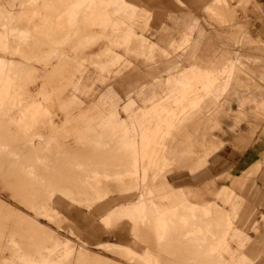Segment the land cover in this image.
<instances>
[{"label": "rangeland", "instance_id": "1", "mask_svg": "<svg viewBox=\"0 0 264 264\" xmlns=\"http://www.w3.org/2000/svg\"><path fill=\"white\" fill-rule=\"evenodd\" d=\"M67 1L73 5L66 13L64 7L61 6ZM80 1L82 0H0V4L6 8L0 9V53L15 57L21 62L16 61V67H18L16 73H8L10 75L0 81V264H26L22 258H15L11 252L12 246L19 247L17 245H20L22 247L26 243L29 245L26 237L30 236V233V237H33L38 231L45 229L46 232L50 233V237L41 241V246L52 247L53 243L63 244L70 240L75 251V254L71 256H66L62 253L63 251L57 252L54 256L57 263L54 264H77L76 254L80 251L84 252L85 249L90 254L110 258L112 261L114 260L115 264H129V259L126 257H118L99 248L92 249L69 230L71 225L78 224L76 216L64 210L59 212L54 207L53 199L60 195L74 203L77 201L70 196L69 192L62 190L46 192L45 190L47 183L59 185L62 182L61 171L57 167L59 163L55 162L54 159H48L36 164L35 153L29 154L30 149L39 146L44 151H54V157H59L61 156L59 151L63 146H76L78 141L79 144L90 145L87 142L83 143V139H78L77 131L72 129V125L74 127L80 125L79 120H72L59 130H56L54 121L56 120L62 125L67 119V114L73 113L69 115L71 118L78 117V97L85 101L84 106L93 107L92 114L97 115V110L102 107L100 97L106 87L110 83L115 84V79H123L126 73L138 70L130 65L129 71L127 68L124 69L123 58L106 66L100 64L102 60L108 61L117 50L124 53L122 49L126 47L130 51L132 46L138 49L135 54L136 57L144 58L148 63L154 61L152 56L154 54H157L160 62H165L163 58L160 59L161 55L167 58L166 52L157 50V48L149 49V42L143 36H138L137 21L143 19L142 22H145V19L150 17L140 9V6L137 5L134 10H128L121 8L123 7L121 0H111V3L107 0H90L87 4L75 7V3ZM126 1L135 2L133 0ZM165 1L166 3L161 6L147 3L139 4L154 15L151 21V29L147 33L151 40L161 48L168 49L173 57L177 58L179 55H174V49L169 46V43L171 41L179 42L184 30L191 24L196 25L197 29L207 31V37L212 35L216 37L217 42L228 43L233 51H235L234 49L239 50V53L237 52L234 57H230V60L241 63L247 69V74L242 76L248 80V83L236 88L233 86L228 92L225 91L224 89L230 87V84L226 83L225 80L229 78L228 73L222 68L220 73H208L200 81L193 79L187 88H178V79L181 73L168 80L167 83L172 90H165V86L156 88L160 93H164L161 95L162 97L159 96L161 104H154L152 109L143 112L146 115L153 112V115L167 114L169 120L163 124L167 126L168 131L160 133L153 144L149 138V140L146 139L148 141L147 147L150 149L153 146V155L156 156V159L153 160L152 157L143 154V164L147 160L149 164L148 169L143 171L142 182L146 184L149 175L159 174L161 172L159 168L167 166L165 158H162L160 152L156 153V151L165 146L166 140L177 128L179 121L190 113L200 111L196 107V103L205 99L208 102L207 96L214 94L213 100L217 103L220 102L219 104L224 111L221 115L222 126L218 129L212 124H207L202 127V131H205L209 137L215 136L214 138L220 139L223 142L222 148L209 158L207 168L200 172L202 175L208 171L205 178L196 180L193 176L190 175V177L194 187L204 188L207 183L213 182L214 184L211 186L217 190L223 185H230L234 177L243 175L245 171H240L235 166L245 149L257 140H261L260 144L264 143V107L260 104L264 101V0H182L186 4L185 6L179 5L173 0ZM209 3L211 6L222 4L231 12L230 20L221 22L209 10L216 20L223 23L230 31H238L236 45L232 39L235 35L227 36L224 33L225 27L222 26L221 28L204 13L203 8ZM56 6L60 8L56 9ZM104 6H107L111 24L108 20L104 22L103 16L97 13L98 9L104 8ZM120 8L121 12H118L117 10ZM79 11H81L80 16ZM85 11L88 13H84ZM109 32L111 33L110 36ZM215 33H220V39ZM127 34L130 35L128 40H126ZM89 36L94 37L93 41H85L86 37ZM106 41L109 48L103 57L100 53L102 48L106 47ZM14 50H16L15 54ZM147 55L148 57H146ZM7 60L14 61L13 59ZM141 66L144 69L148 68L144 67L143 64ZM177 70V67H171L170 74ZM98 74L100 81L97 79ZM214 77L223 80L220 88H215L212 83H207ZM160 81H164V79H160ZM102 83L107 84L103 85ZM87 85H90L93 90L86 88ZM146 89L147 91L150 90L149 87ZM210 89L219 91L213 93L210 92ZM117 90L126 99L124 90L120 88ZM60 99H74L71 102L74 104L67 107L62 106L59 104ZM35 103L43 105H35ZM51 103L52 105H50ZM135 107V102H131L126 105L125 110L130 112ZM75 112L77 113L74 114ZM37 114L39 116L36 118L31 116ZM46 118L53 120L51 138L38 136L36 132L43 124L39 120ZM147 124L150 126L152 123L148 122ZM43 129L45 130V127ZM157 130L160 132L161 127H158ZM242 137L248 138L243 141ZM129 138L125 139L130 140ZM131 147L133 150L136 149L135 139L130 140V146L126 149ZM41 155L44 157L47 154L43 152ZM62 156L65 157L67 154ZM132 157L138 164L134 163L133 165L134 159L132 158L131 169L127 170L128 173L125 177H115L111 173L101 174L100 168L107 171L109 167L107 162L101 163L100 160L93 161L86 166V183L97 193V198L95 201L80 202L79 204L92 206L104 201L108 194H103L104 191L101 188L110 181L120 183L125 178L139 180L138 177L141 176L140 158L137 155ZM157 177L158 175L155 178ZM148 186L141 187L132 194L136 201L143 203L141 204L146 209V211L143 210V214H148L149 209H154V204L158 205L154 201L158 194L150 188L145 189ZM166 191L168 189H165L164 192ZM237 194L239 195L240 210L237 218L234 219L235 226L236 229L239 227L250 237L241 252L248 256L252 264H264V154L257 169L246 176L244 185L237 191ZM231 197L228 196L226 204H230ZM207 198L211 200L214 198L215 200L211 194ZM218 202L219 204L222 203L221 201ZM188 205L190 202L187 199L186 206ZM135 209L139 208H134L138 215V211ZM28 210L29 212H27ZM195 211L199 212V210ZM123 213V207L113 213V224L124 220ZM21 215L36 220L38 226H34L35 229H29L28 226L25 228L26 224L21 223ZM137 215H134L133 219L135 224L146 225L143 227L145 229L148 226L153 227L147 218L144 221L141 217L135 218ZM17 216H20L19 220L16 218ZM189 221L193 224L189 226L179 224L169 228L168 232L164 233L163 240L168 242L176 237L184 238L183 232L201 225L205 232L198 230V235L199 238H202L204 254L200 255L202 254L199 249L201 247L196 248L192 244L188 246L189 242L187 241L182 244L184 249L182 254L187 257V260L184 261L183 258L180 259L161 249L159 250L160 245H157L158 250H153L159 252L157 255L161 258H159L161 264H163V257L170 258L169 264H180L177 262L181 261L182 264H198L201 260L206 262L204 264H220L222 257L231 261V254L218 249L225 233L232 232L230 225L222 222L224 226H220L214 218L213 225H211L210 220H203L202 218L196 219L194 217ZM92 224H94L93 221L85 222L81 228L82 235L80 237L90 238L87 235V230H90ZM130 240L131 238L128 236L129 244L135 247L134 249L139 253H143L145 250L150 252L148 247L153 245V242L148 239H144L143 244L137 245L132 244ZM35 241V239H31L30 244L32 246L37 245L38 242ZM108 241L115 242L116 240L113 236L104 234L101 242ZM210 242L213 245L211 251L206 250V246ZM231 245L233 249H239V244L236 242H232ZM172 249L170 252L178 254L176 249ZM133 264L145 263L136 260ZM226 264L229 263L226 262Z\"/></svg>", "mask_w": 264, "mask_h": 264}, {"label": "crops", "instance_id": "2", "mask_svg": "<svg viewBox=\"0 0 264 264\" xmlns=\"http://www.w3.org/2000/svg\"><path fill=\"white\" fill-rule=\"evenodd\" d=\"M133 1L135 2L130 3L126 0H123V2H121L123 7L121 8L134 10L138 5L140 6V9L144 11V13L150 16L149 18L145 19V22H142L143 19H139L137 21L136 25L139 27L138 36H143L144 39L149 42V49L157 48V50L166 52L167 58L161 55L160 59L162 60L163 58L165 62H160V60H158L157 54H154L152 55L154 61L148 63L146 59L136 57L135 54L137 53L138 49L132 46L130 51L126 47L122 49L124 50V53H120L119 50H117L115 55L112 56L108 61L102 60L100 64L102 66H106L108 64L110 65V63L114 62L115 60L123 58L124 69L127 68L129 71L128 68L130 65L136 67L138 70L132 73H126V76H124L123 79H115V84L110 83L106 87V90L100 97V103L102 107L97 110V115L92 114L94 109L93 107L87 108L84 106L85 101L78 97L77 109L79 116L71 118L69 115H72L73 113L67 114V119L62 125L57 123L56 120L54 121L56 130H59L60 128H63L66 123H70L72 120H79L78 123L80 125L76 127L72 125V129L77 131L78 139H83V143L87 142L90 143V145L79 144L78 141V145L76 146H63L59 151L61 154L59 157H54V151H44L43 148L39 146H35L34 149L29 150V154L35 153L36 164H40L43 162V160L45 161L48 159H54L55 162L59 163L57 167L61 171L62 182L59 183V185H56L55 183H47L45 190L46 192L49 190L66 191L71 194V197L75 198L78 203H74L69 199H65L62 196L57 195V197L53 199L54 207L57 208L59 212L64 210L69 214L76 216L78 224L71 225L69 230L72 231L74 235H77L81 242L85 243L92 249H98L102 245L114 244L118 246L122 245L125 248L134 250L135 247L129 244L130 242L128 241V236H130V241L132 244H143L141 242H143L144 239H151L149 236H147L149 231L152 233L154 238L153 240L151 239L153 242L151 247L156 249L157 245H160L159 249H161L164 244H161L159 240L157 241V234L154 232V226H148V228L145 229L143 227L146 225L141 223L135 224L133 220L134 208H138L143 203L136 201L132 194L141 187L149 185L145 189L150 188V190H153L156 192V194H158V197L154 201L158 203L162 210L174 208L177 201L185 196L190 202L188 208H196L199 210L200 218H203L202 214L204 212H210L211 214L216 212L215 214L217 216L223 212L230 221L232 232L225 233L218 249L220 251L224 250L225 252L231 254L232 258L230 261L228 258L224 259V257H222L220 264H226V262L229 264H252V262L249 261L248 256L241 252L245 247L246 242L250 240V237L239 227L236 229L234 219L237 218L240 210V202L238 201L239 195L237 194V191L243 187L246 176L253 173L257 169L261 161V157L264 154V143L260 144L261 140L254 141L253 144L246 148L245 151L240 155L235 168L245 172L243 175L234 177L230 185H223L221 188L215 190L211 186L214 183L209 182L204 186V188H197V186H193V181L190 177L191 175L196 180L198 178H205L208 171L204 172L202 175H200V172L207 168L209 158H211V156H213L215 153L219 152L222 148L223 142L220 139L214 138L215 136L209 137L205 131H202V127L206 126L207 124H212V126L218 129L221 128V115H223L224 111L219 104L220 102L211 110H207L206 108L201 109L195 113L188 114L185 118L179 121L177 128L166 140L165 146L161 149L158 148L156 151V153L160 152L162 158H165L167 166L165 168L160 167L159 169L161 172L159 174L153 173L149 175V179L146 184L142 182L143 171L148 169L149 164L148 160L143 164V154L152 157L153 160L156 159V156L153 155L154 148L153 146L152 148L150 147V149L147 147L148 141L146 139L149 138L153 144L160 133L168 131L167 126L163 124V122L169 120L167 114L162 116L160 113L153 115V112L150 115H146L143 112L152 109L154 104H161V98H159V96L163 95L164 93H160L156 90V88L165 86V90H172L171 87H169L170 85L167 83L168 80L175 78L179 73L186 70L194 74L220 73V69L223 68L222 65L228 63L230 57H234L237 52L239 53V50L234 49L235 51H233L228 43L226 44L225 42H217L216 37H213L212 35L207 37V31L204 29H197L196 25L194 26L191 24L184 30L183 36L179 42L171 41L169 43V46L174 49V55H179V57L174 58L173 54L168 51V49L161 48L156 42L147 36V33L151 29V21L153 20L154 15L151 11L145 10L144 6L139 5L141 3H147L149 5L153 4L161 6L164 5L166 1ZM173 1L182 6L186 5L182 0ZM211 3L204 6V13H206L208 17L211 18L216 24L221 26V28L222 26L223 28L225 27L224 33L227 36L232 37L235 35L232 39L234 40V45H236V35L239 34L238 31H230L229 28H227L223 23L218 22L212 15L213 13L221 22L224 20L229 21L231 17L229 10L220 4L211 6ZM72 5L73 4H70V2L67 1L61 7H64L65 12L67 13ZM106 7L107 6H104V8H99L97 13L103 16L102 20L104 22L108 20L111 24V18ZM4 8L5 7L0 4V9L3 10ZM59 8V6H56V9ZM121 8L117 11L121 12ZM209 10L212 11V13H210ZM80 12L81 11H79V16ZM84 13H88V11H85ZM110 35L111 33L109 32V36ZM215 35H217V38H219L220 33H215ZM127 38H130L129 34H127L126 40H128ZM93 39L94 37L89 36L86 37L85 41H93ZM239 46L234 47L238 48ZM108 48L109 44L107 42L106 47L102 48L100 55L104 57L108 51ZM15 53L16 50H14V54ZM0 57L13 59L15 62H20L17 60V58L11 57L10 55L0 53ZM146 57H148V55ZM141 64L148 68L144 69ZM171 67H177L178 70L173 74H170ZM243 74H247L245 70H236L234 79L231 82L229 89L233 86L236 88L242 84L248 83V80L242 76ZM97 79L100 81L99 74ZM160 79H164V81H160ZM107 83L102 84L106 85ZM146 87H149L150 90L147 91ZM86 88L92 89L90 85H87ZM117 88L124 90L126 93V99L121 96ZM73 100L74 99H60L59 104L65 107L71 106L74 104L71 103ZM131 102H135L136 107L134 110L126 112V105ZM242 103L244 102L242 101ZM260 104L264 107V101ZM35 105L41 106L43 104L35 103ZM50 105H52V103ZM169 110L171 111V109ZM76 113L77 112L74 114ZM123 115H125V117H123ZM31 116L36 118L39 115L37 114ZM39 122L43 124L40 125L38 130H36L37 135L51 138L53 135V120L46 118L40 119ZM148 122L152 124L148 126ZM43 127H45V130ZM158 127H161L160 132L157 130ZM127 137H130V140L135 139V150H133L132 147L129 149L125 148V150L123 149L124 146L122 145V140ZM245 138L248 137H242V140L244 141ZM43 152L47 154L44 157L41 155ZM63 154H67V156L64 157L62 156ZM133 155H137L140 158L141 176L138 177L139 180L125 178L120 183L110 181L101 188L102 191H104L103 194H108L104 201H100L92 206L79 204L80 202L89 203L95 201L97 198V193H95L90 188L88 183H86V166L90 165L93 161L95 162L96 160H100L101 163L107 162V166L109 167L107 171H105L106 169L104 168H100L99 171L101 174L111 173L115 177H125V175L128 173L127 170L131 169L130 164ZM100 166H102V164H100ZM157 175L158 177L155 178ZM165 189H168V191L164 192ZM210 194L215 197V200L214 198L213 200L207 198V196ZM228 196H232L230 204H226ZM218 201H221L222 203L219 204ZM122 207L124 208V220L113 224L114 219H112V226L107 225L106 221L108 218H114L113 213ZM209 218H211V215ZM209 218L204 219L210 220L211 225H213V221ZM86 221L94 222L90 230H87V235L90 237L89 239L80 237L82 235L81 228L85 225ZM218 224L220 226H224L223 223L218 222ZM197 229L205 232L204 227L201 225L197 227ZM104 234L113 236L116 241L101 242ZM200 239L202 240V238ZM170 242L171 241L165 243L167 246L169 245L168 250L172 249ZM232 242L239 244L238 250L233 249L231 245ZM212 246V242H210V244L208 243L206 250L208 249L211 251ZM173 249H176L178 253H181L182 250H184L178 246H173ZM200 252L202 253L200 255L204 254L202 247L200 248ZM205 253H207V251H205ZM180 255L181 254H179V256ZM162 261L163 264H169L170 258L163 257ZM204 263L206 262L201 260L198 264Z\"/></svg>", "mask_w": 264, "mask_h": 264}, {"label": "bare ground", "instance_id": "3", "mask_svg": "<svg viewBox=\"0 0 264 264\" xmlns=\"http://www.w3.org/2000/svg\"><path fill=\"white\" fill-rule=\"evenodd\" d=\"M107 1L111 3V0H107ZM88 2H90V0H82L80 2L75 3V7H79L81 5L87 4ZM121 2H123V0H121ZM224 8H225V6H224ZM16 66L17 65H16L15 61L0 58V81L3 80L4 77L10 75L8 73H16L18 71V67H16ZM223 69L228 73L229 78L225 81H226V83H229V84H231V82L233 81L236 70L247 71V69H245V67L241 63L239 64L238 62H235V61H229L227 64H225L223 66ZM206 74H208V73H199V74L195 73L194 74V73H190L187 70L182 71L180 76H179V79H178V88H181V89L187 88L193 79L200 81V79L204 78V76ZM222 82H223V80L221 81L220 78L214 77L210 81H208L207 83H212L213 85H215V88H220V86L222 85ZM228 89H229V87L225 88L224 90L227 91ZM218 91L219 90H217V89H210V92H213V93L218 92ZM214 96H215L214 94H212L211 96H207V99L209 100L208 102H206V99L203 101L197 102L196 107L199 110L204 109V108H206L207 110L213 109L218 104L217 101L213 100ZM122 145L124 146L123 149H125L126 147H129L130 146V140H128V139L122 140ZM134 163L135 164L137 163V162H135V159L133 160V165H134ZM186 201H187V199L184 196L179 201H177L174 208L164 209V210H162V208L159 205L154 204L155 208L149 209L148 214H143V210L146 211V209H144L143 205L141 207H138L139 209H135L138 211V215H137L136 211H134V215H137L135 218L141 217V219H144V221L147 218L149 220V223L151 222L153 224V226L155 227L154 232L157 234V241L159 240V242L161 244H164L162 246L161 250L165 251L169 254H172L174 257L175 256L180 257V259L183 258L184 261L187 260V257L184 256L182 254V252L178 253V254H175L174 252H170L171 249L168 250L169 245L167 246L165 244L166 240H163V239H164V233H167L169 228L171 229L172 227H175V225H179V224H187L189 226V225H191V221H189V219L192 220V219H194V217L196 219H200L199 212L195 211L197 209L196 208H188V206H186ZM1 210H2V208H1ZM12 212H13V210H12ZM27 212H29V210ZM15 214H17V213H15ZM210 215H211L210 219H212V221L214 218V220H217L220 223L226 222L227 225H231L226 214H224L223 212H221V214L219 216H217L215 214H211L210 212H206V213L204 212L202 214V217H203L202 219L209 218ZM16 218H18V220H19L20 216L19 217L17 216ZM20 219H21L22 224H26L25 228H27V226H28L29 229L30 228L35 229L34 226L37 225L35 222L36 220L35 221L31 220L28 216L27 217L22 216ZM112 219H114V218H112V217L108 218V220L106 221L107 225L112 226ZM41 226H43V225H41ZM4 228H6V227H4ZM24 230H26V229H24ZM45 230L38 231V233L33 237H30L31 233H30V236L27 235L28 237H26V239L29 241V245H28V243H26V244H23L22 247H20V245H17L19 247L12 246L11 252H12V254H14L15 258H22V260L25 261L26 264H54V263H57L56 259L54 258V256L57 254V252L63 251L62 253H64L66 256H71V255L75 254L74 253L75 251L73 249L71 241L68 239H67L68 241L64 242L63 244L53 243L54 245L52 247L41 246V241L50 237V233L46 232ZM33 231H35V230H33ZM178 232H180V231L178 230ZM183 233H184V238L183 237L182 238L176 237V238L170 240L171 241L170 245L171 246H172V244H174L176 246L179 245L178 247L182 248V244L188 241L189 242L188 246L190 244H192L196 248L203 247L202 240L199 238V235H198L197 227L195 229L189 228L187 231H185ZM183 233H182V235H183ZM147 234H148L147 236H149L152 240L154 239L153 235L150 231ZM31 239H35L36 240L35 242H38V244L32 246L30 244ZM192 241L194 243H191ZM34 244H36V243H34ZM31 247H33V250H31ZM99 249L105 250L107 253L116 255L118 257H120V256L126 257L129 259V261H128L129 264L135 263L136 260H138L140 262H144L145 264H161L159 261L160 256L157 255V253H159V252L155 251V250H153V248H149V247H148V249L150 252H146V250H145L143 253H139L136 249L131 250L129 248H125L122 245L118 246V245H114V244L102 245L99 247ZM145 249H147V248H145ZM156 250H158V248H156ZM179 254H181V255L179 256ZM75 257L77 260V262H76L77 264H115V262H113L114 260L112 261V259L104 257V256L102 257V256H96L94 254H90V252L86 249L84 252L80 251L79 253H77ZM177 263L182 264V261L177 262ZM116 264H119V263H116Z\"/></svg>", "mask_w": 264, "mask_h": 264}]
</instances>
